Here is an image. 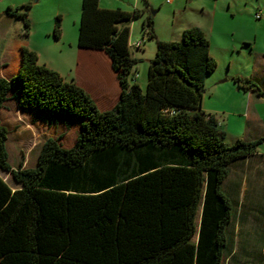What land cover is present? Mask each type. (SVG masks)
Here are the masks:
<instances>
[{"label":"trees","instance_id":"16d2710c","mask_svg":"<svg viewBox=\"0 0 264 264\" xmlns=\"http://www.w3.org/2000/svg\"><path fill=\"white\" fill-rule=\"evenodd\" d=\"M30 8L7 10L24 22L25 36ZM143 13L82 0L78 45L105 52L121 84L111 110H100L75 80L40 64L27 47L19 73L0 77V110L13 94L23 109L82 120L73 147L49 138L29 169L11 166L0 120V169L21 186L14 190L0 176V264L223 263L235 213L224 184L231 166L256 155L264 138L228 145L217 118L203 109L218 62L197 26L181 41H163L146 17L157 50L141 88L130 23ZM61 35L58 16L54 37ZM235 81L264 96L249 79Z\"/></svg>","mask_w":264,"mask_h":264},{"label":"rangeland","instance_id":"374dc122","mask_svg":"<svg viewBox=\"0 0 264 264\" xmlns=\"http://www.w3.org/2000/svg\"><path fill=\"white\" fill-rule=\"evenodd\" d=\"M74 1L0 0V15L10 8V5L27 2V5L31 6L29 18L35 34L37 36L41 34L39 37H43L42 41L47 42L44 48L49 53L53 52L52 56L55 59L64 57L67 60V63H63V65L67 64L65 67L67 68L68 63L73 59L72 51L75 49L71 48L69 42H77V25L80 24L82 12L81 9L77 12ZM100 5L108 9L121 8L128 12H134L137 8L144 11L130 23L131 41L136 39L145 41L141 50L131 46L132 55H138L139 59L137 83L144 91L147 88L150 62L157 50V41L149 37L144 26V21L149 15L154 18L157 38L163 41H181L182 35L176 32L178 28L194 26L201 28L209 38L211 55L218 62L214 75L225 74L230 64L235 70H243L246 59L250 55L245 50L247 43L245 40H257L259 44H264V0H174L172 4L164 0H100ZM258 13L261 14L260 18H257ZM58 16H61V27L65 33L60 39H56L53 32ZM22 23L24 24L23 21ZM51 26L50 35L44 37L42 30ZM227 85L226 83L218 85L216 95L211 97V82H208L203 97V108L205 106V108L219 107L221 109L218 118L222 129L227 133L226 143L232 145L237 139H246L253 132H249L250 128L248 130L242 102L233 98L234 95L231 94ZM0 118L1 123L9 131L7 148L9 162L14 168L21 163L24 164L26 154L31 149L32 154L35 152V156L29 157L33 162L40 146L50 136L55 137L54 135L63 131L46 128L43 124L34 127L32 121L18 111L13 102L7 104V108L0 113ZM256 129L263 132L261 127L257 126ZM74 141L75 135L72 130L65 136L64 144L63 141L61 143L66 148ZM259 152L264 154V142ZM250 167L249 165L242 171L233 167L224 184V190L234 203L235 213L228 232V251L222 264H264V188L262 187L264 181L256 182L253 188L250 184L246 191L240 186L244 170L249 169L251 174ZM257 171L262 174L260 169ZM252 174L253 177L256 176L255 171ZM0 176L11 188H18L11 173L0 169ZM260 176L264 178V173ZM258 185L260 187L256 188Z\"/></svg>","mask_w":264,"mask_h":264},{"label":"crops","instance_id":"0c3cea01","mask_svg":"<svg viewBox=\"0 0 264 264\" xmlns=\"http://www.w3.org/2000/svg\"><path fill=\"white\" fill-rule=\"evenodd\" d=\"M172 3H174V0H172ZM74 4L76 6L77 12H79L80 9L82 11V0H75ZM24 5H27V2L15 4L14 6L10 5L9 7L17 8L22 7ZM137 9L140 10L139 8ZM7 10H4L0 15V77L11 78L19 73L22 66V50L24 47H27L37 53L40 64H45L48 67L58 71L67 80H75L78 85L85 89L88 94H90V96L96 102L100 110L107 111L113 109L116 106L122 93L118 73L114 70L112 66V61L105 52L91 49H83L79 47L78 40L80 24L77 25V42H69L71 48H75L72 51L73 62H71V60L68 63V67L65 68L67 64L63 65V63H67V60L64 59V57L55 59L52 56L53 52L49 53L47 49L44 48V45H46L47 42L42 41L43 37H39L41 34L39 36L35 34L34 27H32L31 32L27 36H25L23 28L24 24L22 23V21L20 19L15 18L14 16L7 14ZM185 29L187 28H178L176 32L183 35ZM51 31L52 26L51 28H45L44 30H42L41 33L42 35H44V37H47L50 35ZM63 31L64 30H62V34L65 35ZM245 41H247V43L245 44V50H247L250 55L246 59L243 70H235L232 67V64H230L229 69L225 74L219 75L216 73L217 75H214L215 72H213L211 75H209L206 79V86L208 82H211L210 96L212 97L216 95L218 85L224 83L228 84L227 86H229L228 88L231 94L234 95L233 98L242 102V110L244 113L243 115H246L248 130L250 128L249 132H253V134H249L247 130L249 137H246L245 140L253 141L262 138L260 136H264V134H262L264 133V96L258 94V92L255 90H244L240 88L236 83L235 78L240 77L243 79H249L256 85H258L261 91L264 92V44H259L257 40ZM138 42H142L141 47L137 48L141 50L145 41L143 39H136L132 42L130 35V50L131 46L135 45ZM61 51L63 52L62 49ZM132 56L139 61L138 55L135 54ZM137 69L138 67L136 65L134 69V78L136 76V81ZM228 99L231 100V98ZM9 102H13L16 105L18 111L22 112L25 117L29 118L32 121L34 127H37L39 124H43L46 128H50L52 130L62 129L63 131L60 130V134L57 133V135H54L55 137L50 136V138H58L60 141H63V144L65 136L68 133H71V131L73 130L75 135V141L73 144L66 146V148H71L74 146L77 136L81 129L82 120L70 119L68 117L61 116L52 118L51 116L45 113H37L35 110L23 109L19 105L18 98L15 97L13 94L10 95V99L6 102L5 107L0 110V113L7 108V104ZM203 109L208 114L214 115L219 121L218 115L221 112V109L219 107L205 108L204 106ZM257 126L263 129L262 133L256 129ZM44 143L38 149L36 157H34L35 160H33V162L30 161L29 157L31 155L35 156V152L32 154L31 152L33 151L31 149V151L26 154V159L23 164L24 168H36L38 166L40 151ZM249 165L251 166V174H249V169H246V171L244 170L243 172V177H241L242 179L240 186L241 189L244 191L249 188L250 184H252L251 187L253 188L255 187L254 184L256 182L262 180L264 181V178L260 176L264 173V154H261L258 151L256 155L234 163L231 166V170L233 167H235V169L239 168L240 171H242ZM258 169H260V172L262 174H259V172L257 171ZM254 171L256 174L255 177L252 176V173ZM227 180L228 178L226 179V181ZM17 186L18 188L16 189H19L21 187L19 184H17ZM259 187L260 186L258 185L256 188ZM262 187L264 188V186Z\"/></svg>","mask_w":264,"mask_h":264},{"label":"built area","instance_id":"2783aa9c","mask_svg":"<svg viewBox=\"0 0 264 264\" xmlns=\"http://www.w3.org/2000/svg\"><path fill=\"white\" fill-rule=\"evenodd\" d=\"M166 3H168V4H171L172 3V0H164ZM261 17V14L260 13H258L257 14V18H260ZM141 43L142 42H138V43H136L135 45H132V46H134V47H136V48H140L141 47Z\"/></svg>","mask_w":264,"mask_h":264}]
</instances>
